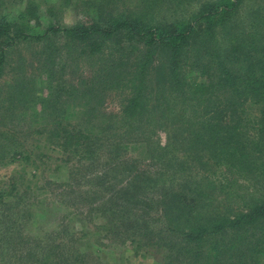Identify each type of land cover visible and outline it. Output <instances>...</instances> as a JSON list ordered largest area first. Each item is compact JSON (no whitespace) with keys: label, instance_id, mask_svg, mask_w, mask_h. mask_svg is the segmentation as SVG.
<instances>
[{"label":"trees","instance_id":"obj_1","mask_svg":"<svg viewBox=\"0 0 264 264\" xmlns=\"http://www.w3.org/2000/svg\"><path fill=\"white\" fill-rule=\"evenodd\" d=\"M244 1H208L193 23L101 8L41 35L25 34L26 12L21 25L0 16V79L12 76L0 86V165L17 168L0 186V264L88 263L76 234L60 244L28 233L22 205H38V184L67 217L98 208L108 232L164 264H264V6L244 17ZM30 38L44 45L46 95L12 58ZM110 40L102 66L67 72V58L104 55Z\"/></svg>","mask_w":264,"mask_h":264},{"label":"rangeland","instance_id":"obj_2","mask_svg":"<svg viewBox=\"0 0 264 264\" xmlns=\"http://www.w3.org/2000/svg\"><path fill=\"white\" fill-rule=\"evenodd\" d=\"M208 1L212 0H0V16L5 14L11 23L21 25V13L26 12L27 25H21L25 30V34L30 35L33 33L41 35L52 27L64 28L74 26L80 21H85L87 15L94 14L101 8H104L105 11H112L115 14L137 16L154 24L175 20L183 23H193L200 11L201 5ZM259 6H264V0H245L240 15L245 17L248 13L256 11L255 9ZM219 28L221 30V27ZM243 29L245 27L240 24L239 20L237 25L228 29L229 34L227 36L238 35ZM62 35L52 39V45L63 46L65 40L60 38L63 37ZM118 37L121 41L128 40L125 36ZM133 43L129 45L125 42L123 45L127 50H130V48L134 50L136 48ZM105 44L106 53L104 55L99 54V56H94V58H92L93 56H84L81 59L77 58L74 60L67 58V64L69 65L67 72L71 70V64L75 67V77H78L81 72L89 73V69L93 64L102 66L103 62L111 58L109 52L117 50V46H114L111 40L105 42ZM15 45L11 51L13 54L12 58L21 63H23V57L26 58V61L30 63L33 69V83L36 82L39 88L38 91L40 90L41 93L43 92V95H46L48 91L45 85L48 77L46 73H40L42 64L35 60L44 50L43 43L36 41L35 38H30L18 44L16 41ZM4 46V40L0 39V50ZM166 51L158 50L154 57L164 61ZM64 52L66 51H63L60 55L62 56ZM11 77V73L8 72L7 75L6 72V76L2 80L0 79V86L4 85V81L11 79ZM38 107L40 108L41 105L38 104ZM107 107L109 111L117 113L120 109V102L117 101V98L116 100L113 99L108 102ZM159 136L161 143H164L167 136L166 132L160 131ZM54 155L58 156V153ZM102 157L110 160L109 155L106 153L105 155L102 154ZM15 170H17L15 164L0 165V186ZM52 176L57 178L59 175ZM60 177L66 178L64 175ZM35 186L36 193L39 194L40 199L38 205L32 204L28 208L26 207L28 204L22 205L24 208V210L22 208V212L28 213L29 210H33L30 212V214L32 213L31 221L25 225L28 228L29 234L51 239L50 241L56 240L60 244L64 243V239L65 241L67 240L64 237L67 233L69 234L68 237L73 233L76 234L74 247L80 249L86 255L87 264H164L162 261L163 255L157 253L153 248L136 249L130 242L125 244L120 237L108 232V229L103 227L106 223L107 215L103 214V212L100 213V209L89 210L91 211L90 216L88 215L89 211H87V216L76 213L75 216L67 217L69 209L66 206L58 203L52 204V200L51 203H46L44 198L46 200L49 198L46 195L49 192H46L40 184ZM3 209V207H0L1 212Z\"/></svg>","mask_w":264,"mask_h":264}]
</instances>
